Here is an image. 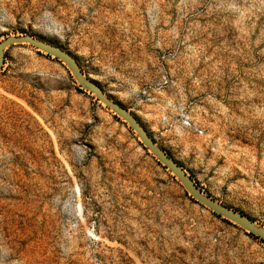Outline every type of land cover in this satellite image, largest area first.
<instances>
[{"label": "rangeland", "instance_id": "1", "mask_svg": "<svg viewBox=\"0 0 264 264\" xmlns=\"http://www.w3.org/2000/svg\"><path fill=\"white\" fill-rule=\"evenodd\" d=\"M69 51L209 196L264 226V0H0V42ZM0 264H264L61 61L0 69Z\"/></svg>", "mask_w": 264, "mask_h": 264}, {"label": "water", "instance_id": "2", "mask_svg": "<svg viewBox=\"0 0 264 264\" xmlns=\"http://www.w3.org/2000/svg\"><path fill=\"white\" fill-rule=\"evenodd\" d=\"M24 44H28L64 63L76 79L79 86L94 94L103 105L123 119L137 134L145 148L181 182L194 200L211 210L216 215L239 225L247 232L264 240V226L257 224L256 221L249 216L221 204L211 196L207 195L188 172L170 154H168L166 150L157 145L155 140L150 136L146 128L136 116L131 114L122 105L113 101L106 95L103 88L96 81L86 76L77 59L69 51L31 35L9 36L0 42V69L5 65L7 49L16 45Z\"/></svg>", "mask_w": 264, "mask_h": 264}]
</instances>
